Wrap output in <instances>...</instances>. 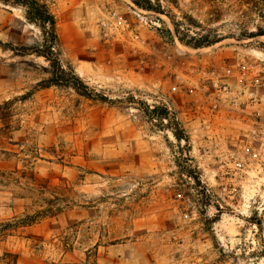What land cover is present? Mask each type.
I'll return each instance as SVG.
<instances>
[{"label":"rangeland","instance_id":"1","mask_svg":"<svg viewBox=\"0 0 264 264\" xmlns=\"http://www.w3.org/2000/svg\"><path fill=\"white\" fill-rule=\"evenodd\" d=\"M39 1L53 58L91 98L39 86L50 64L24 51L41 32L0 2V264H264V36L237 39L264 19L239 0H151L191 36L234 37L191 49L130 0ZM158 105L189 147L144 118Z\"/></svg>","mask_w":264,"mask_h":264},{"label":"trees","instance_id":"2","mask_svg":"<svg viewBox=\"0 0 264 264\" xmlns=\"http://www.w3.org/2000/svg\"><path fill=\"white\" fill-rule=\"evenodd\" d=\"M130 1L132 2L133 6L141 10L155 12L164 15L169 19L172 24L173 31L166 29L165 35L166 39L170 42L177 40L183 46L191 49H199L212 46L223 41L224 39L234 38L232 36H225L222 38L217 36H213L212 38H196L195 36L189 35L188 30H182V22L177 21L169 16L167 12L161 10L159 6H155L151 0ZM0 2H2L4 5L20 7L23 10V15L26 22L37 27L41 32L43 43L31 48H26V52L24 51V54L27 53L33 54L37 57H42L50 64V68L52 69L51 77L45 82H40L39 86L42 88H48L50 86L70 87L73 88L79 95L86 98H91V94L87 86H85V84L73 74L71 69L68 68L69 70H64L59 61L53 58V52L55 51V48L58 47L59 41L56 33V20L48 6L39 0H0ZM239 2L242 5L247 6V8L256 11L259 17L264 19V0H239ZM158 21L160 22V20ZM263 36L264 33L262 31L242 30V32L237 36V39L246 41ZM258 45L260 48L264 49L263 43L258 42ZM5 105H8V103ZM143 115L144 118L149 122L157 124L158 127L163 130H168L178 144L183 142L185 147H189L190 139L186 130L176 115L171 113L166 108V106L158 105L153 106L151 109L146 107ZM176 165L180 168L179 174L181 176L193 181L194 189L199 193L201 198H207L209 190L204 185H202L201 176L197 166H194L193 168H185L180 163H177ZM201 203H203V201ZM205 204L206 202L203 205L205 206ZM58 213H60L59 210H46L44 215L54 216ZM32 223L33 217H26L22 224L30 225ZM260 253L261 256L264 257V244H262V250ZM5 256L12 258L13 264H16V255L5 254Z\"/></svg>","mask_w":264,"mask_h":264},{"label":"built area","instance_id":"3","mask_svg":"<svg viewBox=\"0 0 264 264\" xmlns=\"http://www.w3.org/2000/svg\"><path fill=\"white\" fill-rule=\"evenodd\" d=\"M239 165H240V164L238 163V164H237V167H239Z\"/></svg>","mask_w":264,"mask_h":264},{"label":"bare ground","instance_id":"4","mask_svg":"<svg viewBox=\"0 0 264 264\" xmlns=\"http://www.w3.org/2000/svg\"><path fill=\"white\" fill-rule=\"evenodd\" d=\"M186 49H187V48H186ZM188 50H189V49H188ZM186 53H187V51H186ZM194 53H195V52H194ZM194 53H193V54H194Z\"/></svg>","mask_w":264,"mask_h":264}]
</instances>
